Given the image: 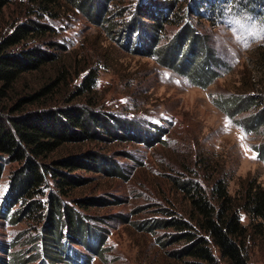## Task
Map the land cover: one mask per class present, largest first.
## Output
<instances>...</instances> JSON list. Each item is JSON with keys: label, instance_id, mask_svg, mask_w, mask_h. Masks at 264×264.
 I'll return each mask as SVG.
<instances>
[{"label": "rangeland", "instance_id": "rangeland-1", "mask_svg": "<svg viewBox=\"0 0 264 264\" xmlns=\"http://www.w3.org/2000/svg\"><path fill=\"white\" fill-rule=\"evenodd\" d=\"M169 1L171 8L160 7L164 0H112L106 15L109 21L95 23L68 0H56L51 3L56 17L45 13L38 19L54 28L39 43L57 55V61L23 74L0 95V110L10 115H17L18 108L30 111L44 108L41 106L78 104L136 124L127 140L112 139L116 137L113 128L105 133L104 141L65 144L45 158L50 162L95 148L115 159L126 176L75 171L90 178L89 183L74 188L64 199L95 225L98 236L72 241L64 229L62 243L68 250L56 261L49 259L50 264H186L191 258L176 253L185 240L172 241L175 228L149 227L160 219L189 220L192 197L178 182L197 178L212 189L218 179H223L233 196L241 189L247 191L253 180L264 189V154H260L264 146V122L260 119L264 109V0ZM16 10L15 4L3 12L0 30L9 27L13 16L18 15ZM149 12L156 17L142 16L145 24L161 22L153 31L154 45L161 49L158 53H148L151 40L147 37L146 46L140 47L135 38L119 34L135 16ZM188 25L200 40L193 49L187 39L183 42ZM179 48L184 51L183 57ZM210 55L221 63L206 67L217 76L205 85L195 76L200 75ZM89 75L96 79L94 85L83 88ZM30 95L34 103L21 101ZM250 96L259 97L262 103L234 117L227 113V103ZM251 121L258 122L249 125ZM18 165L5 167L0 212L8 207L5 203L11 176ZM55 186L54 182L48 185L43 200ZM77 198L97 202L82 208L72 201ZM21 202L10 213L17 212ZM240 214L245 224L262 221L250 219L244 211ZM43 222L42 218L28 216L12 223L10 216H0V241L10 244L7 252L0 249V258L8 259L6 263L0 259V264H10L12 254L20 257L16 264L45 261L46 255L38 252ZM255 242L249 263L264 264V225ZM37 253L39 257L34 260H24Z\"/></svg>", "mask_w": 264, "mask_h": 264}, {"label": "trees", "instance_id": "trees-1", "mask_svg": "<svg viewBox=\"0 0 264 264\" xmlns=\"http://www.w3.org/2000/svg\"><path fill=\"white\" fill-rule=\"evenodd\" d=\"M55 1L0 0V17L7 8L15 4L16 13H18L10 20L9 27L0 30V95L10 89L23 74L37 71L47 63L57 61V55L41 47V42L45 41L48 30L54 31V28H49L39 20L45 13L56 17L52 15L54 12L51 8V3ZM68 1L76 9L86 13L95 23L109 21L106 15L112 0ZM162 5L171 8L173 4L169 0H164V4H160L161 8H163ZM145 15L150 19L156 17L150 12L135 16L134 21L131 24H125L119 34L128 39L135 38L140 47L146 44L144 37H147L151 40L148 53L155 51L158 53L161 49H156L154 45L153 31L158 30L157 27L161 22L157 20L158 23L154 25L145 24L142 18ZM110 28L113 30L111 24ZM183 33H185L183 42L187 39L190 49L194 48L195 43L200 44L198 36H195L190 25ZM183 42L181 41V44ZM56 45L62 48V45L58 43ZM136 50L141 49L136 48ZM205 50L207 51V47ZM178 52L183 57V49L179 48ZM207 58L209 61L206 60L204 66L202 65L200 75L195 76L201 77L200 80L205 85L215 81L217 76L206 67H209V64L221 63L213 55ZM167 64L172 65V63ZM95 80L92 75H89L83 83V88L87 85L92 88ZM24 99H28L31 103L35 102L31 95L21 101ZM258 99L259 97L256 96L241 97L231 104L227 103L230 106L225 108L227 113L234 117L237 113L261 104L262 99L260 98V101ZM41 107L44 108L30 109V111L15 108L16 112L20 111L15 113L17 115L6 114L0 110V184L6 165L19 163L11 176L10 190L5 203L8 207L4 208V212H0V216L3 218L10 216L12 223H19L28 216L42 218L44 222L39 234L42 242L38 246V252H42L47 258H44L45 261L40 264H50L49 259L56 261L64 250H68L67 245L62 243L65 236L64 229L72 241L83 237L86 240L89 235L98 236L95 225L91 224L72 202H66L64 199L74 188L89 183L90 178H85L75 171L82 169L104 173L107 176L121 178L126 176L115 159L95 148L74 155L61 156L50 162H47L45 158L65 144L90 140L104 141L107 139L104 136L105 133H109L113 128L116 129L114 131L116 137L112 139L127 140L128 132L136 130V124L115 114L85 108L78 104ZM260 113V119L264 122V109ZM260 119L256 115V120ZM254 122L258 121H251L249 125H253ZM262 149L260 154H264V146ZM52 181L56 184L55 190L50 189L49 196L43 200L49 190L48 185L53 183ZM248 184L250 185H247V191L243 192L241 189L237 195L233 196L230 194L227 182L223 179H218L214 187L208 189L202 185L201 180L189 177L177 184L183 192L192 197L194 205L188 213L189 220L182 217L172 218L169 222L160 219L155 224L151 223L147 226L153 230L155 227L173 226L176 232L172 236L174 239L172 241L185 240L183 247L176 253L191 258L186 264H250V248L256 244L255 237L263 232L264 189L257 184L256 180ZM241 194H243L242 197H240ZM20 201H22L20 209L13 214L10 213ZM72 201L74 203L76 201L80 207L84 208L86 205H93L96 200L77 198ZM241 211H244L250 219L261 218L262 221L257 222L256 225L252 222L245 224L241 221ZM8 248L10 244L0 241V249L7 252ZM12 256L9 263L16 264L15 260L20 257L16 254ZM37 257H39L38 253L24 260H34ZM0 259L4 263L8 262L7 258Z\"/></svg>", "mask_w": 264, "mask_h": 264}, {"label": "snow or ice", "instance_id": "snow-or-ice-1", "mask_svg": "<svg viewBox=\"0 0 264 264\" xmlns=\"http://www.w3.org/2000/svg\"><path fill=\"white\" fill-rule=\"evenodd\" d=\"M254 34H259L258 32H255ZM245 46H247V45H245Z\"/></svg>", "mask_w": 264, "mask_h": 264}]
</instances>
